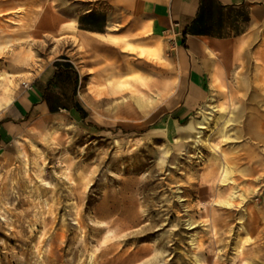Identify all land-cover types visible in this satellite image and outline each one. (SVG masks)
<instances>
[{"label": "rangeland", "instance_id": "374dc122", "mask_svg": "<svg viewBox=\"0 0 264 264\" xmlns=\"http://www.w3.org/2000/svg\"><path fill=\"white\" fill-rule=\"evenodd\" d=\"M88 2L0 0V104L79 71L0 161V264H264V29L188 94L167 40L78 33Z\"/></svg>", "mask_w": 264, "mask_h": 264}, {"label": "crops", "instance_id": "0c3cea01", "mask_svg": "<svg viewBox=\"0 0 264 264\" xmlns=\"http://www.w3.org/2000/svg\"><path fill=\"white\" fill-rule=\"evenodd\" d=\"M83 1L89 6L72 21L78 33L102 40L124 36L167 40L183 74L192 81L188 94L202 93L216 63L233 55L246 34L264 29V0ZM126 44L150 53L145 43ZM56 60L57 65L18 88L8 104H0V161L11 159L32 124L73 110L79 71L70 59Z\"/></svg>", "mask_w": 264, "mask_h": 264}, {"label": "trees", "instance_id": "16d2710c", "mask_svg": "<svg viewBox=\"0 0 264 264\" xmlns=\"http://www.w3.org/2000/svg\"><path fill=\"white\" fill-rule=\"evenodd\" d=\"M76 87H77V81H76V84H75L74 94L76 93Z\"/></svg>", "mask_w": 264, "mask_h": 264}]
</instances>
